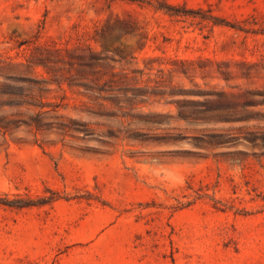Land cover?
Wrapping results in <instances>:
<instances>
[{
  "label": "rangeland",
  "instance_id": "374dc122",
  "mask_svg": "<svg viewBox=\"0 0 264 264\" xmlns=\"http://www.w3.org/2000/svg\"><path fill=\"white\" fill-rule=\"evenodd\" d=\"M0 264H264V0H0Z\"/></svg>",
  "mask_w": 264,
  "mask_h": 264
},
{
  "label": "trees",
  "instance_id": "16d2710c",
  "mask_svg": "<svg viewBox=\"0 0 264 264\" xmlns=\"http://www.w3.org/2000/svg\"><path fill=\"white\" fill-rule=\"evenodd\" d=\"M158 8H167V11H169L170 10V8H172L170 5H159V7ZM95 31L97 32V33H99V35L100 36H102L103 37V32H102V28L100 29V28H97V26H96V28H95ZM98 58H100V59H103L104 57H103V55H101V53L100 54H98ZM211 143V142H210ZM219 143V142H218ZM222 143V142H221ZM197 194H200V193H198L197 192ZM204 195H207L208 196V194L207 193H203ZM214 198V197H213ZM214 200L215 201H219V200H217V199H215L214 198Z\"/></svg>",
  "mask_w": 264,
  "mask_h": 264
}]
</instances>
